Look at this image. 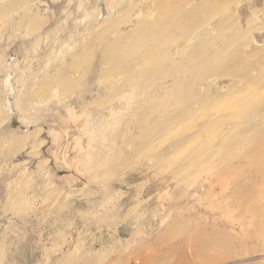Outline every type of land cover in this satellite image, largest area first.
<instances>
[{
	"label": "rangeland",
	"instance_id": "rangeland-1",
	"mask_svg": "<svg viewBox=\"0 0 264 264\" xmlns=\"http://www.w3.org/2000/svg\"><path fill=\"white\" fill-rule=\"evenodd\" d=\"M0 264H264V0H0Z\"/></svg>",
	"mask_w": 264,
	"mask_h": 264
}]
</instances>
